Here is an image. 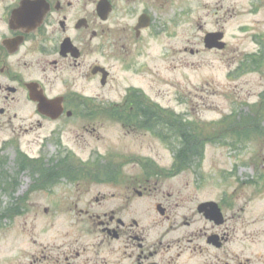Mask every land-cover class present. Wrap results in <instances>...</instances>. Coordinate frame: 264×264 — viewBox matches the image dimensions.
<instances>
[{"label":"flooded vegetation","instance_id":"obj_1","mask_svg":"<svg viewBox=\"0 0 264 264\" xmlns=\"http://www.w3.org/2000/svg\"><path fill=\"white\" fill-rule=\"evenodd\" d=\"M212 6L216 20L208 27V0H0V128L15 137L3 144L13 157L0 162L6 166L0 195L8 202L0 200V230L18 223L21 231L0 235V264H264V220H251L247 234L236 235L235 193L218 186L207 198L215 172L197 163L174 169V147L191 140L168 131V169L153 156L127 154L129 137L159 142L157 116L136 122L143 113H158L156 80L126 87L117 100L98 92L114 81L116 65L132 75H157L145 52L161 37L202 35L203 52L225 53L232 24L237 46L246 42L250 50L226 61V77H257L255 97L264 98V0H214ZM208 34L221 35V51L204 48ZM39 99L47 105L43 111ZM49 124L58 139L71 126L90 136L107 127L124 139L89 164L66 154L56 163L71 169L33 170L17 137ZM257 131L251 128L249 139L264 142V128ZM50 215V227L58 225L54 235L46 227ZM38 227L46 229L37 233Z\"/></svg>","mask_w":264,"mask_h":264},{"label":"rangeland","instance_id":"obj_2","mask_svg":"<svg viewBox=\"0 0 264 264\" xmlns=\"http://www.w3.org/2000/svg\"><path fill=\"white\" fill-rule=\"evenodd\" d=\"M213 1L208 0V27H211V23L216 20ZM233 26L230 24L227 27L226 41L229 47L223 54L203 52V47L199 46L202 35L178 33L175 39L169 42L161 37L153 43L152 49L145 52L147 56L154 57L150 67H154L157 75L151 77L146 74L132 75L116 65L112 72L114 81L106 89L98 92H101L107 101L117 100L126 87H137L142 84L144 86L147 79L149 82L155 79L153 86L159 91L160 107L187 119L200 138L214 137L215 141L204 148L203 159L198 164L201 170L217 174L212 175V179L208 180L207 198L215 196L216 190L211 188L218 186L226 193H235L233 213L237 222L236 235L243 237L247 234L251 220H264V193H261L264 190L261 186L264 182V142L262 137H257L259 140H244L242 137H237L234 130H246L244 128L251 124L264 128V102L260 107L257 106L259 99L255 95L261 87L257 77L247 76L240 81L226 77L227 68L224 65L226 61L235 58L244 50H250L246 42L237 46L232 32ZM183 48L198 50L199 53L190 56L183 51ZM80 83L81 86H86L84 82L80 81ZM25 122L27 125L30 121ZM216 122H220L219 126L215 125ZM20 123L23 122H14L16 126ZM80 123L87 121L81 120ZM56 129V126L49 124L42 129L21 134V137H17L20 139L19 145L30 158H42L47 161V166L51 167L52 161L66 154L71 155L74 160L89 164L96 155L107 153L110 145L119 144L118 142L124 139L118 130L107 127L97 129L99 135L90 136L83 134L81 127L75 126L63 131L61 138L58 139L56 135H52L53 132L57 134ZM13 138L15 137L12 136L11 131L0 128V162L3 161V165L5 163L7 165V161L14 155L4 148L3 144ZM125 145L128 155L153 156L157 164L165 169L171 164V153L160 142L155 144L153 140L146 142L129 137ZM125 145L123 143L119 147ZM3 165L0 164V168L5 170L6 166L4 168ZM132 169L128 164L126 170ZM207 176L211 175L207 174ZM21 183L25 184L24 178L21 179ZM253 187L256 188L255 191ZM230 194L227 196H231ZM0 200L8 203L3 195H0ZM46 205L47 203L41 202V206ZM46 219L48 233L54 235L58 225L51 228L50 223L52 219L54 222L55 218L50 215ZM46 227H38L37 233L39 229ZM11 229L14 231L12 232ZM14 232L21 233L18 223L3 227L0 235ZM242 239L244 238H240ZM243 244H240V248L243 247L247 251L245 243Z\"/></svg>","mask_w":264,"mask_h":264},{"label":"trees","instance_id":"obj_3","mask_svg":"<svg viewBox=\"0 0 264 264\" xmlns=\"http://www.w3.org/2000/svg\"><path fill=\"white\" fill-rule=\"evenodd\" d=\"M158 117L159 123V139L162 142H166L168 139V131L176 132L178 135H182V137L191 140L189 145L182 143L181 146L176 148V160L174 163V169L177 170H185L187 167L194 161V159L201 158L203 145L200 143V140L193 133V128L191 123L184 121L180 116L174 115L171 112L164 111L159 109L157 115L155 113H143L141 115L142 120H136V122L152 123L154 121V117ZM238 137L242 135H247L248 131H236ZM60 167V165H59ZM57 165L52 164L51 167L47 168V170H58L60 169ZM35 167L33 166V169ZM68 169V168H65Z\"/></svg>","mask_w":264,"mask_h":264},{"label":"water","instance_id":"obj_4","mask_svg":"<svg viewBox=\"0 0 264 264\" xmlns=\"http://www.w3.org/2000/svg\"><path fill=\"white\" fill-rule=\"evenodd\" d=\"M221 36H219V37H217L216 35H209V36H207L206 38H205V44H206V47L207 48H212V47H217V48H221L222 46H220V45H215L214 44V42H215V40L216 39H219ZM215 45V46H214ZM39 101V105H38V108H39V110L40 111H43L46 107H47V105H46V103H45V101H42V100H38Z\"/></svg>","mask_w":264,"mask_h":264}]
</instances>
